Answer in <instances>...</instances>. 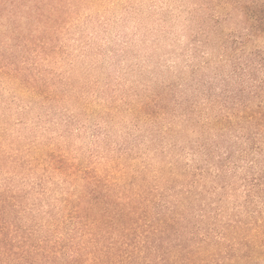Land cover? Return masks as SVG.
<instances>
[{
    "label": "trees",
    "instance_id": "16d2710c",
    "mask_svg": "<svg viewBox=\"0 0 264 264\" xmlns=\"http://www.w3.org/2000/svg\"><path fill=\"white\" fill-rule=\"evenodd\" d=\"M134 1L0 0V264H264V0H200L193 44L216 53L186 66V115L170 85L118 98L59 82L70 27ZM15 103L46 110L28 134ZM118 118L124 139L102 147Z\"/></svg>",
    "mask_w": 264,
    "mask_h": 264
},
{
    "label": "rangeland",
    "instance_id": "374dc122",
    "mask_svg": "<svg viewBox=\"0 0 264 264\" xmlns=\"http://www.w3.org/2000/svg\"><path fill=\"white\" fill-rule=\"evenodd\" d=\"M198 3L200 0H135L127 11L115 6L106 7L100 12L92 11V16L81 18L65 35L68 37V53L73 54L74 59L72 63L63 61L60 65L59 82L74 83L76 86L81 81L87 83L82 87L87 93L101 91L104 97L114 94L118 98L131 96L130 93L134 91L142 93L148 83L161 87L162 84L170 85L172 96L182 101L175 113L186 115V66L201 61L200 50L212 55L216 53L212 46L206 44L204 36L193 44L197 38V35L193 37L197 29L195 17L199 16L197 10L201 13L206 10L199 8ZM235 25L237 19L232 15V20L228 19L225 27L229 31ZM212 55L206 54L204 58L211 60L209 67L214 69L218 53ZM68 57L72 59V55ZM1 97L12 103L10 92H2ZM23 105L13 104L7 114L12 124L11 130L28 134L29 128L37 124L38 116L46 110L39 104H33L30 108ZM64 107L76 110L71 103ZM4 110L0 104V111ZM63 116L57 112V122L49 126L46 135L63 130L60 124ZM98 119L96 114L83 123L88 125V131H83L82 139L89 144L97 142L93 133L98 132L94 128ZM79 125L77 122L73 127ZM130 125L119 118L109 123L107 129L99 131L100 135L103 131L100 136L103 142L98 144L104 147L108 143L120 142ZM43 134L40 133L41 136ZM176 138L182 141L181 138L185 137ZM175 153L181 156L180 161L185 165L186 144L183 150Z\"/></svg>",
    "mask_w": 264,
    "mask_h": 264
}]
</instances>
